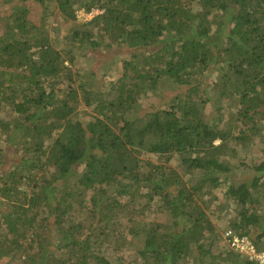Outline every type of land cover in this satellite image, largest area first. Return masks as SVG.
<instances>
[{
  "label": "trees",
  "instance_id": "1",
  "mask_svg": "<svg viewBox=\"0 0 264 264\" xmlns=\"http://www.w3.org/2000/svg\"><path fill=\"white\" fill-rule=\"evenodd\" d=\"M56 1L71 22L78 9L100 8L79 27L71 25L65 39L80 47L88 45L91 51L103 44L115 48L117 57L109 78L116 94L111 99L94 98L87 87V73L82 75L73 65L74 53L62 56L64 51L38 35L34 26H25L23 15L15 12L9 19L14 25H5L0 33V43H4L0 46V97L9 92L7 99L14 111L25 113V123L14 127L22 128L16 143L27 145L29 153L20 163L25 176L10 173L2 178L0 208L7 200L12 209H0L1 228L14 230L24 221L30 232L51 244L49 235L58 230L62 238L58 247L76 252L67 260L97 264L96 260L104 261L96 253L103 238L113 233L128 209L138 207L129 211L134 216L128 229L141 236L142 247L132 248L130 263L183 264L191 245L200 249L205 243H215L214 227L197 203L198 187L192 191L179 186L178 175L166 163L178 155L215 188L228 183L233 172L235 165L226 160L236 151L248 152L256 136L264 134V0ZM212 35L215 39L222 36L221 43L214 45ZM128 51V59L119 58ZM216 56L222 62L219 65L213 60ZM209 70L219 73L222 84L212 103L215 113L209 111L205 119L203 110L210 108L211 98L197 91L194 95L192 80ZM65 79L71 85L78 81L77 88L60 87ZM162 85L172 92L187 87L182 98L174 94L179 98L176 109L141 106L140 96L159 94ZM80 95L85 123L83 115L72 117ZM145 154L156 155L160 162L141 158ZM46 161H51L56 178L75 176L72 187L59 194L48 181L33 180L32 173ZM252 169L249 183L229 184L224 194L239 204V217L231 221V230L247 236L260 251L264 250V201H260V197L264 200V156ZM28 180L34 182L31 194L22 187ZM145 189L148 200L159 199L160 210L173 211L175 221H146L136 203ZM255 192L260 197H254ZM44 205L50 214L41 210ZM85 205H91V211ZM68 213L84 232L63 229L59 222L67 220ZM217 238L221 250L239 263L241 252L224 236ZM41 245V241L29 248L20 245L16 258L24 263L68 264ZM245 258L242 264H259Z\"/></svg>",
  "mask_w": 264,
  "mask_h": 264
},
{
  "label": "rangeland",
  "instance_id": "2",
  "mask_svg": "<svg viewBox=\"0 0 264 264\" xmlns=\"http://www.w3.org/2000/svg\"><path fill=\"white\" fill-rule=\"evenodd\" d=\"M101 10L99 7H93L90 11H84L83 8L76 10V20L71 22L67 19L63 13L60 11L58 2L56 0H45L44 3H41L39 0H0V33L4 32L5 25L12 26L14 25L9 19L13 17L19 12V14L23 15L25 19V26H34L33 30L37 34L42 36L43 39H48L50 44L56 48L57 50H62V56H67V54L71 55L74 53L76 56L73 65L75 66L76 71L81 73H87L89 80V85H87L90 89V92L94 98H108L111 99L114 94H116L115 88L111 87V81L109 76L110 71H112L113 58L115 61V57H117L115 48H112L106 44H103L101 47H96L94 51H91L88 45H84L80 47L78 44H71L68 42V39H65L67 36L70 26L77 25L78 27L81 23L89 20L92 16L99 13ZM14 13V14H11ZM215 21L212 24L211 32H214ZM32 30V31H33ZM212 34V33H211ZM214 34V33H213ZM211 38V37H210ZM206 38L205 40H212L214 45H217L220 38H216L212 35V39ZM210 39V40H209ZM8 40V39H7ZM6 40V41H7ZM1 44L4 43H0ZM72 52L71 54L69 53ZM115 52V53H114ZM215 53V52H214ZM131 51L124 53L121 57H125L128 59ZM4 58V57H2ZM142 59V58H141ZM219 57L216 56L219 65L222 63L218 60ZM80 68V69H79ZM107 68H109L107 70ZM117 68L123 69L122 65H117ZM74 70V67H72ZM115 69V66L114 68ZM108 72V73H107ZM210 73H205L199 77H196L195 80H192L194 86L193 94L201 95L203 98L209 96L208 107L203 110L205 119L209 116V111L211 114H214V109L212 103L215 101V95H217L221 89L222 79H220L219 73L216 70H209ZM194 78V77H193ZM91 79V81H90ZM78 82V81H77ZM77 82L69 84L67 83V79L63 80L59 86H64L65 89L67 87H76ZM164 87V88H163ZM199 87V88H198ZM163 91L159 94L154 95L152 92H146L140 99L142 98V104L146 108H173L176 109L177 102L179 98H182L186 94V86H181L174 92L170 91L167 85H162ZM203 91L206 93H203ZM174 94H180L181 97H175ZM10 93L5 92L4 97H0V191L2 188V178L10 173L15 174L14 177L25 176V169L20 166L21 160L28 156L27 145L21 146L19 142V138L21 137V129L14 127L16 124L23 125L25 122L23 121L24 112H15L11 106L10 98L7 99ZM19 97V92L17 93ZM16 95V96H17ZM18 99H21L20 97ZM79 107L74 111L72 117L76 119H81L85 123L87 122V117L83 114V110L85 108L83 103V97L79 96ZM175 107H174V106ZM85 111V110H84ZM93 112V110H87ZM239 125V123H237ZM240 125H242L240 123ZM245 124L242 125L241 129L248 133ZM18 131V133H17ZM254 147L248 149L246 152L244 149L240 151H236L227 162H232L234 164L233 172L230 175L229 182L226 184H221L218 187L211 188L209 182L204 181L205 177L198 170H193L188 167L187 163H184L178 155H174L172 159L166 164L169 165L172 170L176 173L174 175H178L180 183L179 186L185 185L189 187L192 191H194V187L197 186L198 189H195V198L199 206L205 210L207 213L211 224L214 227L213 234H215L214 241L215 243L212 245H205L196 249L194 245H191L192 250L186 255L183 264H209L212 262L213 264H242L243 260L246 258L242 254L239 258V263H235L230 257L225 254L224 251L221 250L217 242L219 241L220 236H223L225 230L231 229V221L235 220L239 217V204L235 202L233 199L227 197L224 192L229 184L240 182V181H249L250 177L254 174L252 166L257 163V161L264 156V134L263 132L260 135H257L254 139ZM191 154H197V151L192 152ZM141 158H148L152 162H160L156 155L145 154L141 155ZM243 163H240V161ZM54 167H52L51 161H46L42 168L40 166L36 168L35 173H32L33 180H38L42 182L43 180L48 181L51 186H54L55 189L62 194V191L67 190L72 187V183L74 178L68 176L66 178H56V173L54 171ZM29 176H26L28 178ZM26 184L22 185V187L27 188V193L31 194L33 192L34 182L32 180H28ZM145 189L142 193L143 198L141 200H137V204L141 207V209L145 212L142 214L143 217L146 218V221H161L163 223L170 224L175 221L176 217L173 215V211L169 209H159L160 202L158 198L153 200H148L145 195ZM254 197H260L257 192H255ZM90 192L88 193V196ZM124 201L126 199H123ZM264 201L260 197V201ZM4 204H1V211H8L12 209V203L7 200L3 201ZM27 206V205H26ZM89 208L88 211H91V205H85ZM49 207L44 205L41 209L45 214H50L48 212ZM87 208V209H88ZM258 208V205L255 206ZM261 209V206L259 207ZM30 210L29 208H27ZM130 210L137 211L138 207L134 209H128L126 211V216L119 220V226L113 230V233L106 235L101 245L97 248V255L104 258V261H97V264H134L130 263L129 257L131 252H133L132 248L135 246L142 247L141 236H134L133 233H129L128 227L130 226L129 220L132 215L129 213ZM27 216H32V212H27ZM58 214V213H57ZM56 214V215H57ZM135 214H138L135 212ZM25 214H21L24 216ZM55 215V216H56ZM138 216V215H137ZM72 217L71 213L66 214V219L64 222L60 221L59 223L63 227V229L70 230L72 232H76L80 234V232H84V228H80L79 222L77 218L70 220ZM64 218V219H65ZM178 219V218H177ZM38 221V220H37ZM0 224V264H34V262L24 263L18 258L16 255L20 254L19 246L21 245L24 248H29L33 242L42 243L43 249L49 252H55L56 256L61 257L63 260H66L68 264H73L75 262L72 260H67L68 258L74 257L76 252H71L70 248H59L58 245L61 242V234L57 233L58 230H55L52 234H50V238H53V242L44 239H39L35 234L30 232L29 226L26 222L23 221V224L18 225L14 230L3 229ZM228 228V229H227ZM80 229V230H78ZM135 229V228H133ZM120 234V235H119ZM48 236V238H49ZM23 241V242H22ZM57 248V249H56ZM63 250V251H62ZM7 256L10 258L8 259ZM15 256V257H13ZM39 258V257H38ZM223 261H222V260ZM72 261V262H71ZM107 261V262H106ZM136 262V261H135ZM36 264V263H35ZM94 264V263H93ZM137 264V263H135Z\"/></svg>",
  "mask_w": 264,
  "mask_h": 264
},
{
  "label": "built area",
  "instance_id": "3",
  "mask_svg": "<svg viewBox=\"0 0 264 264\" xmlns=\"http://www.w3.org/2000/svg\"><path fill=\"white\" fill-rule=\"evenodd\" d=\"M223 236L232 248L240 251L241 254L248 258L254 259L259 264H264V250H256L254 244L247 236L236 235L231 229L226 230Z\"/></svg>",
  "mask_w": 264,
  "mask_h": 264
}]
</instances>
